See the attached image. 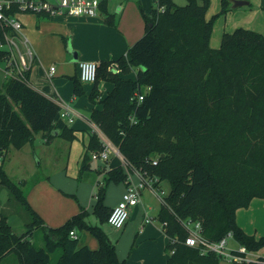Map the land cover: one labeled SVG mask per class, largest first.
I'll return each mask as SVG.
<instances>
[{
  "label": "trees",
  "instance_id": "16d2710c",
  "mask_svg": "<svg viewBox=\"0 0 264 264\" xmlns=\"http://www.w3.org/2000/svg\"><path fill=\"white\" fill-rule=\"evenodd\" d=\"M209 7L210 0H188L185 6L156 0L150 14H144L145 33L129 49V57L99 63L88 96L93 105H102L93 109L91 122L120 150L127 167L106 172L93 213L101 224L108 223L113 209L105 204L108 187H128L130 173L157 178L156 186L168 182L171 190L157 216L169 237L167 264H220L216 254L186 245L189 222H200L201 235L211 242L232 232L249 250L264 249V237L247 234L237 222L239 210L264 199V35L238 28L223 34L220 46L213 48L214 23L231 11V2L221 0V12L211 19ZM6 34L13 32L0 23V43ZM8 58L9 53L0 50L1 66ZM131 72L134 79L122 77ZM28 74L27 80L3 83L0 157L32 143L40 132L48 142L55 137L77 139L61 117V105L35 89ZM72 80L74 94L83 96L81 80ZM103 82L113 89L101 100ZM102 149L92 132L81 171L91 169V153ZM0 184L32 217L25 232L17 235L7 216L0 215V263L13 254L19 264H52V255L59 252L55 264H125L104 230L88 223L87 210L50 228L30 205L23 183L14 182L3 165ZM36 230L43 232L41 247L32 240ZM76 231L90 233L98 248L82 246L79 236H71Z\"/></svg>",
  "mask_w": 264,
  "mask_h": 264
},
{
  "label": "rangeland",
  "instance_id": "374dc122",
  "mask_svg": "<svg viewBox=\"0 0 264 264\" xmlns=\"http://www.w3.org/2000/svg\"><path fill=\"white\" fill-rule=\"evenodd\" d=\"M110 1L112 2V0ZM173 1L177 6H185L188 2V0ZM130 3L136 4V8L142 12L144 30L143 34L140 35L141 38L146 28L145 16L143 15V4H140V0H130ZM153 6H155V4H153ZM144 7L147 11L150 10V2L147 1ZM221 10V0H210L207 18L211 19L214 15L219 14ZM234 12L235 11H229L216 19L213 27V35L211 37L212 47H219L223 34L232 33L236 28L240 27L241 24L245 23L243 19L238 18V16L235 17ZM128 54L129 50L126 55L122 56L129 57ZM117 57L120 56L118 55ZM1 67L0 65V92L3 91L2 85L3 82H5ZM122 77L134 79L135 73L131 72V74L123 75ZM86 86L90 87L91 85L86 84ZM108 89L111 90L112 86ZM87 98L88 97L85 96L79 98L80 103L76 106L82 109V115L91 120L92 110L95 105ZM71 110L74 121L77 122L80 116H76L74 108L71 107ZM79 119L81 120V118ZM69 125L72 128H78L76 127V125H78L77 123H69ZM92 128H94V124L87 123L86 127L82 129L83 131H79L80 134L78 139H75L73 142L67 141L63 137H55L51 142H48L43 133H37L32 143L27 144L21 149L11 148L6 155L1 156L0 165H3L6 173L14 182L19 184L23 183L22 189L28 196L29 202L35 208L37 207L36 209L39 207L41 216L48 227H60L81 209H85L89 212L87 216L88 223L93 226H100L109 236L112 243L117 247L120 260H128L131 257L130 253L134 249V242L131 238L126 239V237H124L125 229L122 228L118 230L108 223L101 224L93 213L94 207L98 203L100 187L104 183L106 168L113 169L118 166H123L127 170V167L120 158L111 154L107 162L91 159V169H86L84 172L81 171L82 159L86 152L85 144H87V135L92 131ZM130 175L133 176L134 181L137 180L135 178V173H130ZM146 180L149 182V179ZM124 187H126V185L123 183L119 185L112 183L109 185L108 193L105 196L107 205H113V201L115 202V199H117L119 190ZM160 189L164 190V196L168 195L171 190L168 182H162L160 184ZM143 192V195L141 194L140 203L142 202V204L150 208L148 216H145V219H149L152 227H159L161 223L157 219V216L162 206L161 197L156 195L146 183L144 184ZM251 206L250 211V208L241 211L242 214L243 212H248V215L241 217V214L239 216V221L244 220L243 222L246 223L245 226L248 227L250 231L253 230V234L255 233V229H257L258 232L256 236H258V238H261V236L264 237V199L255 200ZM76 207L79 209L76 210ZM0 215L7 216L8 223L17 235L22 234L25 231L26 224L32 221V217L25 207L13 197L9 189L1 184ZM85 235L91 236L87 231H79V236L83 237ZM32 240L38 247H41L43 245V232L41 230H36ZM237 246L236 242H230V248L236 249ZM261 251L264 253V250ZM59 255V252L52 255V264H55ZM0 264H19V262L15 255L11 254ZM220 264L233 263L226 258H221Z\"/></svg>",
  "mask_w": 264,
  "mask_h": 264
},
{
  "label": "crops",
  "instance_id": "0c3cea01",
  "mask_svg": "<svg viewBox=\"0 0 264 264\" xmlns=\"http://www.w3.org/2000/svg\"><path fill=\"white\" fill-rule=\"evenodd\" d=\"M147 1L151 4V9L148 11L144 7ZM229 1L231 2V12L235 11L234 16H238V18L243 19V22H245L238 28L250 29L264 35V0H240L247 2V4L236 9L232 8L234 0ZM129 3L130 0H112V2L105 0L104 9H101L96 17L55 15L45 17L44 19L35 14H21L19 16V19L23 23L21 35L27 40L35 54L33 65L28 74L29 82L35 89L53 99L61 107L64 104L74 108L76 116H80L79 118H81L80 120L77 117L78 121L75 122L73 120L72 122V124L77 123L78 125L76 127L78 128L71 127L76 131L77 139L80 134L79 131H83L82 129L86 127L87 123L91 124L92 122L82 115V109L76 105L80 103L79 98L90 95L94 83L81 82L85 94L77 97L74 94L72 78L77 77L80 79L78 66L80 61H91L97 64L103 61H116L122 55H126L127 51L139 40L138 38H140L144 30L142 12L136 8V4ZM140 4H143V15L150 14L154 7L153 4L156 6V0H140ZM111 21L112 23H109ZM213 48L217 47L213 46ZM73 53L77 54L78 62H73ZM116 54L120 57H117L118 55ZM51 67H55L56 72L52 78H49L48 73ZM1 70L4 80H6L2 67ZM86 84L91 86L87 87ZM111 86L113 89L111 83H101L100 89L103 93L101 100L112 91V89H108ZM93 109H102V105H95ZM91 133L92 131L87 135L86 149ZM122 162L124 163L123 160ZM109 170L106 168L105 172ZM133 173H135L137 180L134 181L133 176H131V182L138 184L140 182V176L136 172ZM127 188L126 186L119 190L117 199H115V202L113 201L112 206L107 205L106 199L105 204L110 208H114L121 200ZM143 193L142 190L141 194L143 195ZM255 200L257 199H254L251 205ZM30 205L37 213L39 212V216L43 219L39 207L36 209L37 207L35 208L31 203ZM77 209L79 208L76 207ZM242 210H239L237 213L238 225L247 234L249 233V235L258 238L256 236L257 229H255V233L253 234V230L250 231L245 226L246 223L243 222L244 220L239 221ZM148 211H150V208L142 204V202L130 210L129 220L123 229H125L124 237L126 239L131 238L134 242V249L130 253L131 257L128 260H124L125 264H167L170 258V254L166 252L169 237L161 224L159 227L155 226V228L150 225V222L146 223V219L148 218L145 219V216H148ZM244 215L247 216L248 212H243L241 217ZM76 235L79 236L78 231H76ZM92 237L86 235L83 237L79 236L80 244L93 250L97 249L98 243Z\"/></svg>",
  "mask_w": 264,
  "mask_h": 264
},
{
  "label": "built area",
  "instance_id": "2783aa9c",
  "mask_svg": "<svg viewBox=\"0 0 264 264\" xmlns=\"http://www.w3.org/2000/svg\"><path fill=\"white\" fill-rule=\"evenodd\" d=\"M101 2L102 0H0V23L13 32V35L6 34L5 41L0 43V50L9 53V58L2 66L5 78H20L27 80L26 74L30 71L35 59L33 49L21 35L23 29V23L19 19L21 14L96 17L100 12ZM78 66L81 82L95 83L98 64L91 61H80ZM55 72L56 68L51 67L48 77L52 78ZM142 100L143 97L139 96V101ZM61 117L67 123L73 122L74 117L70 106L63 105ZM92 132L98 135L103 149L99 153H91V159L107 162L110 155L114 154L124 161L120 150L108 139L98 126L94 125ZM153 164L156 165L157 162H153ZM136 173L138 174V172ZM129 181L130 185L126 192L123 194L119 203L112 209L108 217V224L118 230L124 228L127 224L131 208L140 203L141 193L145 183L151 187L156 195L161 197V202L165 197V192L160 189V185L156 186V183L159 182L157 178L149 179V182H147L146 179L140 176V182L136 185L131 182L130 175ZM149 222V219H146V223ZM187 226L189 228V236L185 241L186 245L200 248L203 254L214 253L220 258H226L232 263L237 264L264 263V253H262L261 250L252 251L246 246L238 244L232 232L228 233L220 241L211 242L201 235L202 225L200 222H189ZM71 236L77 238L75 232H72ZM231 241L237 243L238 246L236 249L230 248Z\"/></svg>",
  "mask_w": 264,
  "mask_h": 264
},
{
  "label": "water",
  "instance_id": "95a60500",
  "mask_svg": "<svg viewBox=\"0 0 264 264\" xmlns=\"http://www.w3.org/2000/svg\"><path fill=\"white\" fill-rule=\"evenodd\" d=\"M246 4H247V2H245V1L234 0L232 8L233 9L240 8ZM73 62H78V56L76 53H73Z\"/></svg>",
  "mask_w": 264,
  "mask_h": 264
}]
</instances>
